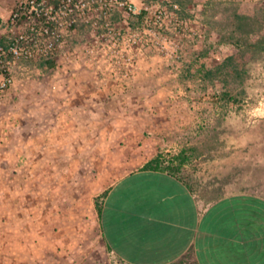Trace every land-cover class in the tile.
<instances>
[{"label":"crops","instance_id":"0c3cea01","mask_svg":"<svg viewBox=\"0 0 264 264\" xmlns=\"http://www.w3.org/2000/svg\"><path fill=\"white\" fill-rule=\"evenodd\" d=\"M141 75L102 81L85 67L18 91L13 140L39 174L32 199L8 195L23 176L0 181V264H264V147L224 134L209 159L184 165L187 184L145 168L198 137L205 107L194 115ZM20 168L3 162L1 177Z\"/></svg>","mask_w":264,"mask_h":264},{"label":"built area","instance_id":"2783aa9c","mask_svg":"<svg viewBox=\"0 0 264 264\" xmlns=\"http://www.w3.org/2000/svg\"><path fill=\"white\" fill-rule=\"evenodd\" d=\"M4 24L0 98L16 77L43 75L40 59H53L58 69L61 52L81 58L102 81L127 82L152 54L173 64L186 41L206 36L199 3L183 7L176 0H15ZM78 24L88 28L80 52L69 38L78 35ZM212 59L223 57L215 52Z\"/></svg>","mask_w":264,"mask_h":264},{"label":"rangeland","instance_id":"374dc122","mask_svg":"<svg viewBox=\"0 0 264 264\" xmlns=\"http://www.w3.org/2000/svg\"><path fill=\"white\" fill-rule=\"evenodd\" d=\"M14 2L15 0H0V16L4 15V13L12 7ZM198 3L200 11L206 10L207 18L213 21H223V17L226 15L223 11L224 6L230 3L241 5L245 11L251 14L256 11L264 10V0H239L237 2L204 0L196 4ZM191 4L192 3H188L187 6ZM206 26L208 28V26L210 27L211 25L207 24ZM3 32L4 30L0 27V37L3 35ZM215 34L214 30L211 36L212 41L215 40ZM80 35L81 34L76 35L73 40L74 44L77 46V52L81 50ZM193 45V41H186L183 44L180 58L173 64H167L159 56L152 54L148 59L141 62L136 74L130 80L136 77L138 73H141L143 76L146 75L145 77L150 79L153 84H168L171 88L169 93L170 97L190 102L192 105L189 110L194 112V115H196L195 112L198 110L197 108L194 110L192 108L193 106L196 107L201 104L205 107L201 114L203 120L200 125L201 128L199 129L200 134L195 139V136L191 133L186 142H196L198 139L215 140L218 146L216 149L212 150L215 151L225 146L224 140H221L219 137L227 133H245L247 136L238 140L239 144H246L248 147H264V51L247 63V78L243 84H237L236 82L231 83L234 98L223 100L220 97V93L223 90L220 81H215L213 85H209L207 82L200 85L201 80H199L195 68L198 65L195 63L192 64L190 72H186L187 64L189 62L191 63V61L195 62L196 59L194 54H191L193 52ZM232 51H234V47L230 44H222L213 50L214 53L218 52L222 57ZM69 53H60L56 62L58 64V69H52L53 65L44 68L41 67L43 69V75H35L29 80L24 81L20 79V76L16 77L15 84L0 98V164L5 162L6 164H18L21 166L19 173L16 170H10L6 172L8 177L4 176V178L1 177L2 171H0V181L2 179L5 180V178L10 180L15 175H20L23 176L25 182V188L23 189L19 190L15 185L8 188V195H17L19 191H23V193H21L23 196L32 199L34 195V179L39 174L32 169L34 160L33 155H25L23 150L20 155H17V147H19V143L22 141L13 140L14 135H17L19 130V110L17 103L19 99L23 100L22 95L18 98V91L21 90L23 86L27 87L34 81L47 82L50 75L54 76L56 72L61 74L65 70L85 68L81 58L76 59L74 55ZM205 62L207 66H211L215 60L208 58ZM130 80L128 81L130 82ZM7 144L10 145L11 149H9L11 154H8L9 149L6 146ZM210 153L211 151L208 152V154ZM205 154L207 155V153ZM3 157L5 158L3 159ZM36 158L37 157H35V159ZM194 159L189 163H192ZM184 169L183 175L187 179L189 170L188 168ZM42 174L48 176L49 172H43ZM1 194L2 189L0 187V195ZM30 216H32V214H30Z\"/></svg>","mask_w":264,"mask_h":264},{"label":"trees","instance_id":"16d2710c","mask_svg":"<svg viewBox=\"0 0 264 264\" xmlns=\"http://www.w3.org/2000/svg\"><path fill=\"white\" fill-rule=\"evenodd\" d=\"M183 7L188 3L195 4L204 0H176ZM226 15L223 21H213L207 18L206 10L201 12L202 20L206 26V36L202 39L194 40L193 52L196 57L195 62L191 61L187 64L186 72H190L192 64L198 66L199 80L203 85L206 82L213 85L215 81H220L223 90L220 97L223 100L233 99V89L231 83L243 84L247 78V63L264 51V10L249 13L236 3H230L223 9ZM1 23V18H0ZM87 26L83 24L77 25L78 34L87 31ZM215 30V40L212 41L213 31ZM76 35H69L74 40ZM4 44V41H2ZM222 44H230L234 47V51L223 57L221 61H215L211 66H207L205 60L212 58L213 50ZM53 59H40L36 64L40 67L52 66ZM210 131V130H207ZM200 134V133H199ZM217 141L210 139H198L196 142L187 141L180 151L171 156L166 157L162 154L157 155L145 164V168H154L165 171L180 179L187 184L184 173V165L191 162L194 158L201 157L205 153V159H209L208 152L216 149ZM104 194L95 198V208L100 213L103 204Z\"/></svg>","mask_w":264,"mask_h":264}]
</instances>
